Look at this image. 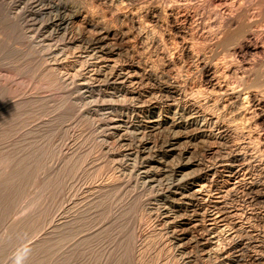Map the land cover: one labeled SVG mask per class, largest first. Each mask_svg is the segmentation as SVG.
I'll return each mask as SVG.
<instances>
[{"label":"rangeland","instance_id":"374dc122","mask_svg":"<svg viewBox=\"0 0 264 264\" xmlns=\"http://www.w3.org/2000/svg\"><path fill=\"white\" fill-rule=\"evenodd\" d=\"M112 1L109 0L111 11L107 0H0V264H264V160L244 161L240 157L251 149L253 152L255 146L248 145V139L238 143L227 136V141H218L226 145L208 144L209 151L204 145L183 144L181 148L192 152L191 157L200 163L199 168L192 169L190 181L181 182L182 176L178 174L168 173L170 177L164 178L163 170V180L159 177L156 180L160 181L150 183L143 177L142 148L149 146L147 149L153 155L168 134L152 136L143 131L136 135L134 130L138 122L149 116L147 100L156 96L159 82L171 81L170 77L181 67V74L184 70L190 73L187 77L195 75L193 79L189 77L193 81L190 82L184 74L190 92L197 89L194 81L200 77L197 64L192 63L194 59L185 55L182 62H176L177 53L172 51L176 44L170 33L140 27L138 21L145 22L144 7L169 8L176 25L183 27L181 16L193 13L192 8L196 10L198 4H203L200 12L205 16L206 27L211 23L212 28L217 26L216 14L232 12L231 8L238 13L244 8L248 19L262 14L264 41V0H224L226 4L223 0ZM116 7L121 15L114 10ZM121 10L129 13L124 12L128 20ZM90 22H94V27ZM140 32L143 39L138 36ZM161 33L166 34L158 38ZM147 35L152 36L148 39ZM100 41L105 48L116 51L113 64L118 71L132 65L133 69L139 68L129 84L134 83L127 86L130 90L93 80L100 62H106L93 52L98 47L94 44ZM171 44H175L173 49ZM165 48H169L167 54ZM145 66L150 67L148 71ZM150 73L161 80H157V85ZM86 78L89 89L82 86ZM122 89L128 94L124 98ZM167 99L163 98L159 105L167 108L174 104ZM144 107L145 111L141 109ZM121 119L127 121L126 126L135 123L129 134L125 133L129 144L120 142L119 135L110 128L112 122ZM252 152L249 156H254ZM127 153L130 158L125 157ZM168 164L163 162L162 167ZM190 184L198 193L192 196L191 203L171 196L174 190L187 192ZM202 210L207 218L202 220V228L193 230L192 239L201 238H194L193 243L191 237L183 235L184 228L169 226L170 220L178 224L183 218L203 213ZM179 237V241L175 239ZM34 243L37 249H32Z\"/></svg>","mask_w":264,"mask_h":264},{"label":"bare ground","instance_id":"6f19581e","mask_svg":"<svg viewBox=\"0 0 264 264\" xmlns=\"http://www.w3.org/2000/svg\"><path fill=\"white\" fill-rule=\"evenodd\" d=\"M96 1V0H95ZM100 1V0H99ZM102 1H106V0H102ZM109 2V0H107ZM112 0H110L111 2ZM115 1V0H114ZM112 1V2H114ZM121 0H119L118 2H120ZM123 1V0H122ZM127 2V0H125ZM135 2L134 0H130ZM171 1V0H170ZM193 1V0H192ZM199 1V0H197ZM227 1V0H226ZM223 0L222 3L226 2ZM237 1V0H236ZM244 1V0H243ZM109 2V4H111ZM148 2V1H147ZM158 2V1H157ZM161 2V1H160ZM177 2V1H175ZM196 2V1H194ZM203 2V0H202ZM105 3V2H104ZM115 3V2H114ZM123 4V2H121ZM120 3V4H121ZM132 3V2H131ZM130 3V4H131ZM146 2H144L145 4ZM152 3V2H151ZM150 3V4H151ZM156 3V2H155ZM162 3V2H161ZM211 2L208 3V5H210ZM240 3V2H239ZM242 3V2H241ZM250 3V2H249ZM119 3H116L117 6ZM125 4V2H124ZM127 4V3H126ZM129 4V3H128ZM158 4V3H157ZM163 4V3H162ZM182 4V2H181ZM185 6H189L187 5L188 3H185ZM190 6L193 5L192 3H189ZM226 4V3H224ZM258 4V3H257ZM108 6V3L106 4ZM115 5V4H114ZM113 5V6H114ZM139 5V4H138ZM141 5V4H140ZM148 5V4H147ZM228 5V4H227ZM242 5V4H241ZM243 5H245L243 3ZM249 5V4H248ZM253 5V4H252ZM259 5V4H258ZM56 6V5H55ZM145 6V5H143ZM142 6V7H143ZM161 6V4H160ZM165 6V5H164ZM184 6V4H183ZM218 6V5H217ZM230 6V5H229ZM236 5H234L235 7ZM246 6V5H245ZM251 6V5H250ZM57 7V6H56ZM111 11L113 9L112 4H111ZM124 7V6H122ZM129 7V6H128ZM141 7V8H142ZM193 7V6H192ZM223 7V6H222ZM231 7V6H230ZM233 7V5H232ZM240 7V6H239ZM238 7V9H239ZM243 7V6H242ZM258 7V6H257ZM260 7V6H259ZM115 8V7H114ZM118 7H116L117 10ZM121 9V7H119ZM125 8V7H124ZM140 8V7H139ZM146 9V11L143 9L144 16L145 17V22H139L140 23V27H146V29L148 30L149 28H155L156 30L159 29V31H165L170 33L169 35H171L173 41L176 44L175 50H172L174 52L177 53V55H174V57L176 56V62H182L181 59L182 57H187V58H191L194 59L192 61V63L197 64L196 67H198L197 73H200V77L199 79H196L194 81V87L197 88L196 90H192L190 92H188L187 88L190 86H187L189 83L187 82V80L189 79V77L191 79H193L192 77H194L195 75L191 74V76L187 77L188 73L184 70H182L184 73L181 74V70L182 69L180 67V69L176 68L177 65H175L176 70L178 69V72L176 73L175 76L170 77L171 81H168L167 83H160L159 82V91L157 92V94L159 93V96L154 95V97H152L153 99L147 100L149 101V105H147L150 109H148V113L149 116L146 117V120L142 121V122H138V126L134 129L137 132L136 135L141 134V132L143 131H148L149 134H159V133H167L168 135L166 136L167 138L165 139L164 142H162L161 144L162 147L160 148V150L155 151V153L152 155H150L149 150L145 147V145L142 148V155L144 157V167L142 168L144 170L143 172V177L144 178H148L147 180L150 183H155L156 181H160V180H156L159 177H167L169 176V174L172 176V174H178L181 175L183 180H180V178L178 180H180L181 182H183L184 180L187 181L189 180V178L192 176V169L198 167L199 168V161H197L196 159L191 157V153L189 152L188 149H183V147L181 148V146L184 144H197L198 145H204L203 147L206 148V146H210L208 144H214L216 142H220L222 140H224L227 137H230V139L235 140L236 142L239 143L240 140L242 141H247L248 139V145H254L255 149H253L254 151V156H249V153L252 152V149L250 152H248L247 155L240 156L243 158V160H248V159H257L259 162H262L264 160V41L262 40V35H263V31L261 30V24L263 23V19H260L262 14L259 16V18L256 19L254 17V19H251V17L248 19V16L244 12V8H242L240 12L238 13H234L233 8L232 12H227L229 10L226 11L225 9V13L222 14H216V23L217 26H215L214 28L213 25L210 27H206V23H205V19H203V13H201L200 11H202L203 8V4H198L197 8H195L196 10H194V8H192V12L193 13H189L184 15L182 17V20L184 22V26L183 27H179V25L177 26L175 23L174 14L168 13V9H165L166 7H164V9H161L162 7H156V8H151L149 9L148 6L144 7ZM148 8V9H147ZM184 8V7H183ZM187 8V7H186ZM206 8V7H205ZM216 8V7H215ZM225 8V7H224ZM228 8V6H227ZM236 8V7H235ZM234 8V10H235ZM126 9V8H125ZM132 9V7H131ZM181 9V8H180ZM179 9V10H180ZM207 9V8H206ZM222 9V8H221ZM230 9V8H229ZM256 9V8H255ZM124 10V9H122ZM121 10V11H122ZM128 10V9H127ZM185 10V8H184ZM187 10V9H186ZM191 10V9H190ZM205 10V9H204ZM118 11V10H117ZM181 11V10H180ZM188 11V10H187ZM214 11V10H213ZM256 11V10H255ZM264 11V10H262ZM116 12V11H114ZM123 12V11H122ZM125 12V11H124ZM123 12V13H124ZM137 12V11H136ZM177 12V11H176ZM190 12V11H189ZM220 12V11H218ZM253 12V11H252ZM113 13V12H111ZM118 13L121 15V12L118 11ZM127 14H129L128 12H125ZM124 13V15H125ZM133 13H135V11H133ZM254 13V12H253ZM114 14V13H113ZM119 14L116 15L118 16ZM138 14V13H137ZM178 14V13H177ZM181 14V13H179ZM115 15V17H116ZM123 15V14H122ZM174 15V16H173ZM254 15V14H253ZM91 16V15H90ZM129 16V15H127ZM133 15L131 14V17ZM135 16V15H134ZM137 16V15H136ZM135 16V17H136ZM255 16V15H254ZM17 17V16H15ZM121 17V16H120ZM126 17V15H125ZM124 17V18H125ZM139 17V16H138ZM141 18H143L142 16H140ZM139 17V18H140ZM179 17V15H178ZM205 17V16H204ZM130 18V17H129ZM139 18H137L139 20ZM140 18L141 21H143ZM177 18V17H176ZM211 18V17H210ZM213 18V17H212ZM119 19V18H118ZM123 19V16H122ZM121 19V20H122ZM135 19V18H134ZM136 19V20H137ZM92 20V19H91ZM125 20V19H124ZM123 20V21H124ZM126 20L127 17H126ZM178 20V18H177ZM103 21V20H102ZM105 21V20H104ZM103 21V22H104ZM130 21H133V19H130ZM213 21V20H212ZM16 22V21H15ZM14 22V23H15ZM85 22V21H84ZM132 22V24H133ZM177 22V21H176ZM211 22V21H210ZM92 23V22H90ZM94 23V22H93ZM92 23V25H93ZM99 22H97L98 24ZM126 23V21H125ZM131 23V22H128ZM178 23V22H177ZM16 24V23H15ZM67 24V23H66ZM143 24V25H142ZM180 24V23H178ZM17 25V24H16ZM60 25V24H59ZM96 25V24H95ZM99 25V24H98ZM126 25V24H125ZM138 25V24H137ZM138 25V26H139ZM264 25V24H263ZM97 26V25H96ZM128 26V25H127ZM135 26V27H138ZM182 26V25H181ZM68 27V26H67ZM78 27V26H77ZM94 27V25H93ZM100 27V26H99ZM119 27V26H118ZM124 28V26H122ZM92 28V27H91ZM128 28V27H127ZM263 28V27H262ZM100 29V28H99ZM103 29V28H102ZM126 29V28H125ZM142 29V28H141ZM168 29V30H167ZM104 30H106L104 28ZM104 30H102L104 32ZM113 30V29H112ZM134 30V29H133ZM137 30V28H136ZM145 30V29H143ZM146 30V31H147ZM150 30V29H149ZM156 30H152V33H154ZM102 31H100L99 33H101ZM139 31V30H138ZM154 31V32H153ZM107 32V31H106ZM110 32V31H109ZM124 32V31H123ZM130 32V29L129 31ZM144 34V31H142ZM150 32V31H149ZM125 33V32H124ZM123 33V34H124ZM132 33V32H131ZM148 34V32H146ZM158 33V32H157ZM167 33V34H168ZM103 35H105V33H102ZM107 34V33H106ZM116 34V33H115ZM120 34V33H119ZM118 34V35H119ZM128 34V33H127ZM150 34V33H149ZM164 34L166 33H161L159 34L157 37L160 38V35H162L161 37L164 36ZM99 35V34H98ZM113 35V34H112ZM137 35V34H136ZM155 35V34H153ZM107 36V35H106ZM125 36V35H124ZM138 36L140 37V39H143L142 33H138ZM148 36V35H147ZM152 36V35H151ZM148 36V39L151 37ZM156 36V35H155ZM101 37V35H100ZM103 37V36H102ZM170 36H168L169 38ZM79 38V37H78ZM106 38V37H105ZM105 38L100 39V40H105ZM131 38V36H130ZM154 38V37H152ZM165 38V37H164ZM128 39V38H126ZM146 39V42L148 41L147 38L145 37L144 40ZM157 38H155L156 40ZM162 39V38H161ZM160 39V40H161ZM171 39V38H170ZM171 39V41H172ZM264 39V38H263ZM130 40V39H129ZM133 40V37H132ZM137 40V39H136ZM143 40V41H144ZM159 40V39H158ZM157 42H161L160 44H162V41H158ZM163 40V39H162ZM80 41V40H79ZM92 41V40H91ZM97 41V39L95 40ZM128 41V40H127ZM131 41V40H130ZM142 41V40H141ZM84 42V41H83ZM90 42V41H89ZM88 42V43H89ZM94 43V41H92ZM135 42V41H134ZM133 42V43H134ZM145 42V41H144ZM149 42V41H148ZM155 42V41H154ZM165 42V41H164ZM168 42V41H166ZM170 42V41H169ZM173 42V43H174ZM96 43V42H95ZM103 41L98 42L95 45H98V47H92L93 48V52H96V54H98L103 61L106 62H100V65L98 66V72L94 75V79L93 80H98V82H111V83H115L127 87L128 84L133 81L136 77L135 75L137 74L138 69L135 68H131L133 67V65L131 67H126L124 68V70L122 71H118L117 66H114L113 63H115L116 58L114 57V55H116V51H112L109 48H105L104 45L102 46L101 44H103ZM112 43V42H111ZM126 43V42H125ZM129 43V42H128ZM81 44V43H80ZM153 44V42H152ZM150 44V45H152ZM158 44V43H157ZM155 44V46L157 45ZM175 44H171L172 45V49H173V45L175 46ZM93 45V44H92ZM100 45V46H99ZM147 45V43H146ZM166 45V44H165ZM168 45V44H167ZM166 45V47H167ZM170 45V44H169ZM168 45V46H169ZM202 49V47L204 48L202 51H204L203 53L205 54H200L202 51L200 49V47ZM134 46V45H133ZM140 46V45H139ZM115 47V46H114ZM142 47V46H141ZM154 47V46H153ZM160 47V46H159ZM158 47V48H159ZM163 47V45H162ZM161 47V48H162ZM79 48V47H78ZM111 48V47H110ZM150 48V47H148ZM155 48V47H154ZM159 48V49H161ZM87 49V48H86ZM131 49V48H130ZM145 49V48H144ZM143 49V50H144ZM167 49V48H165ZM119 50V49H118ZM132 50V49H131ZM148 50V49H147ZM164 50V49H163ZM168 50V51H167ZM166 54L169 52V48L167 49ZM129 51V50H127ZM133 51V50H132ZM157 51V50H156ZM159 51V50H158ZM201 51V52H200ZM92 52V53H93ZM126 52V51H125ZM137 52V51H135ZM127 53V52H126ZM123 54V55H126ZM146 53V52H144ZM151 53V52H150ZM163 52H161L162 54ZM165 53V52H164ZM172 53V52H171ZM95 54V55H96ZM97 55V56H98ZM146 55V54H145ZM154 55V54H153ZM158 55V54H157ZM156 55V56H157ZM164 55V54H163ZM172 55V56H173ZM210 55V56H208ZM137 56V55H136ZM139 56V55H138ZM149 56V55H148ZM171 56V55H170ZM171 56V57H172ZM133 57V56H132ZM144 57V56H143ZM160 57V56H159ZM162 57V56H161ZM164 57L167 58V56L165 55ZM171 57L168 56V58L170 59ZM96 58V56H95ZM115 58V59H114ZM130 58V57H129ZM141 58V57H140ZM151 58V57H150ZM165 58V59H166ZM135 59V58H134ZM142 59V58H141ZM164 59V58H161ZM168 59V60H169ZM173 59V58H172ZM150 60V59H149ZM148 60V61H149ZM154 60V59H153ZM157 60V59H156ZM186 60V59H185ZM184 60V61H185ZM98 61V60H97ZM119 61V60H118ZM117 61V62H118ZM151 61V60H150ZM167 61V59H166ZM165 61V62H166ZM171 61V60H169ZM168 61V62H169ZM189 61V60H188ZM90 62V61H89ZM146 62V61H145ZM164 62V63H165ZM97 63V62H96ZM140 63V62H139ZM144 63V62H143ZM150 64H152L151 62H149ZM147 63V64H149ZM155 63V62H154ZM153 63V64H154ZM187 63V62H186ZM190 63V62H189ZM131 64V63H129ZM136 64V63H135ZM146 64V65H147ZM168 64V63H167ZM172 64V62L170 63ZM185 64V63H184ZM96 65V64H95ZM116 65V64H115ZM139 65V64H137ZM166 65V64H165ZM164 65V66H165ZM174 65V64H173ZM180 65V64H179ZM178 65V66H179ZM191 65V63L189 64V66ZM96 66V67H97ZM148 66V65H147ZM181 66H183L181 64ZM187 66V67H189ZM194 66V65H193ZM92 67V66H91ZM141 67V66H140ZM146 67V66H145ZM153 67V66H152ZM157 67V65H156ZM192 67V65H191ZM55 68V67H54ZM150 68V67H149ZM148 68V69H149ZM170 68V67H169ZM174 68V67H173ZM190 68V67H189ZM188 68V69H189ZM49 69V67L47 68ZM46 69V70H47ZM58 69V68H57ZM120 69V68H119ZM142 69V68H141ZM144 69V67H143ZM147 67L146 70L148 71ZM162 69V68H161ZM168 69V68H167ZM184 69V68H183ZM186 69V67H185ZM191 69V68H190ZM194 69V68H193ZM51 70V69H50ZM54 70V69H53ZM157 70V69H156ZM159 70V69H158ZM157 70V71H158ZM192 70V69H191ZM91 71V68H90ZM143 70H141L140 72H142ZM145 71V70H144ZM143 71V73H144ZM152 71V70H151ZM150 71V72H151ZM160 71V70H159ZM161 76V72H159ZM169 71V70H168ZM188 71V70H187ZM195 71V69H194ZM193 71V72H194ZM47 72V71H46ZM50 72V71H49ZM52 72V71H51ZM56 72V70H55ZM54 72V73H55ZM61 72V71H60ZM93 72H95V70L93 69ZM138 72V73H140ZM185 72L187 80H185ZM53 73V72H52ZM90 73V72H89ZM196 73V72H195ZM51 74V73H50ZM62 74V73H61ZM145 74V73H144ZM148 74V73H147ZM152 77L153 73H150ZM167 74V73H166ZM170 74V73H169ZM44 75V74H43ZM46 75V74H45ZM49 75V73H48ZM87 75V74H85ZM139 75V74H138ZM142 75V73H141ZM155 75V74H154ZM157 75V74H156ZM163 75V74H162ZM184 75V76H183ZM190 75V73H189ZM197 75V74H196ZM47 76V75H46ZM169 76V75H168ZM172 76V75H171ZM50 77V75H49ZM92 77V76H91ZM139 78V76H137ZM142 78V76H140ZM48 78V76H47ZM51 78V77H50ZM53 78V77H52ZM57 78V77H56ZM59 78V77H58ZM61 78V76H60ZM59 78V80H60ZM147 78V77H146ZM154 78L155 83L157 82L158 77H152ZM140 79V78H139ZM145 79V77H144ZM143 79V81H144ZM151 79V78H150ZM163 79V78H162ZM153 80V79H152ZM169 80V79H168ZM52 81V80H51ZM55 81V80H54ZM89 80H84V82H82V86L83 88L89 89L88 88V82ZM136 81V80H135ZM161 81V80H159ZM164 81V80H163ZM190 81V79H189ZM46 82V81H45ZM151 82V81H150ZM166 82V81H165ZM193 82V81H190ZM58 83V81H57ZM110 83V84H111ZM134 83V82H133ZM131 83V84H133ZM152 83V82H151ZM158 83V82H157ZM156 83V85H157ZM129 84V86L131 85ZM136 84V83H135ZM154 84V82H153ZM193 84V83H192ZM138 85V84H137ZM81 86V84H80ZM116 86V85H115ZM133 86V85H132ZM193 85H191L192 87ZM128 88V87H127ZM131 88V87H129ZM128 88V89H129ZM156 88V87H155ZM186 88V89H185ZM82 89V88H81ZM120 89V88H119ZM140 89V88H139ZM115 90V89H114ZM123 90V89H122ZM127 90V89H126ZM130 90V89H129ZM156 90H158L156 88ZM155 90V91H156ZM124 91V90H123ZM135 91V90H134ZM109 92V91H108ZM133 91H131L132 93ZM136 92V91H135ZM149 92V91H148ZM110 93V92H109ZM120 93V92H119ZM130 93V94H131ZM137 93V92H136ZM153 93V92H150ZM113 94V93H112ZM124 96L123 98L126 96L127 92L124 91ZM147 94V93H146ZM128 95V94H127ZM133 95V94H132ZM152 95V96H153ZM138 96V95H137ZM134 96V97H137ZM148 96V95H147ZM132 97V96H131ZM133 97V98H134ZM151 97V95H150ZM171 99L174 104L170 107L164 108L162 106H160L159 104H161V101L163 98L167 99V98ZM126 98H130L126 97ZM125 98V100H126ZM133 98H131L133 100ZM138 101L142 100L143 98V94L141 97H138ZM149 99V98H147ZM122 100V98H121ZM168 100V99H167ZM124 101V100H122ZM122 101H118V102H122ZM128 101V100H127ZM126 101V102H127ZM144 101V100H143ZM117 102V103H118ZM133 102V101H132ZM145 104L148 103L146 101H144ZM144 102H141L142 105L144 104ZM124 102L121 103V105ZM116 105V104H115ZM124 105V104H123ZM128 106V105H127ZM141 106V104H140ZM117 107V106H116ZM143 107V106H142ZM140 108V107H139ZM138 108V109H139ZM143 111H145V107L144 109L141 108ZM139 109V110H141ZM141 110V111H142ZM110 113V112H109ZM137 113V112H135ZM123 114V113H122ZM115 120V119H114ZM125 120V119H124ZM113 125H111L112 128L111 130H114V132H116L119 135V141L122 143H127L128 142V138H126L125 133L129 134L128 130L134 127L133 125L131 126H126L127 125V121H123L121 120H116L115 122H112ZM190 130V132H189ZM130 131V130H129ZM111 132V131H110ZM134 133V134H135ZM144 133V132H143ZM146 133V132H145ZM131 134V133H130ZM133 134V133H132ZM117 135V136H118ZM144 135V134H143ZM141 135V136H143ZM160 135V134H159ZM112 136V134H111ZM116 136V135H115ZM144 137H142L143 140ZM136 139V138H135ZM229 138H226V141ZM141 140V138H140ZM229 141V140H228ZM231 141V140H230ZM234 141V142H235ZM218 145L220 146L222 143L223 145L224 142H221V144ZM241 142V141H240ZM226 143V142H225ZM229 143V142H228ZM242 143V142H241ZM244 143V142H243ZM157 144V143H156ZM217 144V143H216ZM231 144V142L229 143ZM247 144V142L245 143ZM142 145V144H141ZM147 145V144H146ZM238 145V144H237ZM240 145V144H239ZM193 146V145H192ZM196 146V147H197ZM229 146V145H228ZM233 146V144L231 145ZM244 146V145H243ZM246 146V145H245ZM156 147V146H155ZM201 147V146H200ZM214 147V145H213ZM218 147V146H217ZM221 147V146H220ZM242 147V146H240ZM250 147V146H249ZM252 147V146H251ZM250 147V148H251ZM128 148V147H127ZM152 148V147H151ZM208 150V148H206ZM205 149V150H206ZM243 149V148H242ZM247 149V148H246ZM245 149V150H246ZM206 150V151H207ZM210 150V149H209ZM208 150V151H209ZM215 150V149H214ZM228 150V149H227ZM244 150V151H245ZM193 151V150H192ZM216 151V150H215ZM148 152V153H147ZM246 152V151H245ZM252 152V153H253ZM247 153V152H246ZM139 154V153H138ZM235 154V153H234ZM239 154V153H238ZM242 154V153H241ZM136 155V154H135ZM149 155V156H147ZM129 157L131 156L130 153H127L125 155V157ZM138 156V155H137ZM213 156V155H212ZM216 156V155H215ZM238 156V155H237ZM4 157V156H3ZM136 157V156H135ZM139 157V156H138ZM236 157V156H235ZM133 158V157H132ZM196 158V157H195ZM177 159L179 161H177ZM240 159V158H239ZM130 160V159H129ZM132 160V159H131ZM137 160V159H135ZM134 160V161H135ZM236 160V158H235ZM244 160V161H245ZM133 161V160H132ZM170 162V165L168 164L165 165V167L163 168V162ZM237 161V160H236ZM235 161V162H236ZM239 161V160H238ZM242 162V161H241ZM251 162V161H250ZM256 162V161H255ZM258 162V163H259ZM5 163V161H4ZM233 163V162H232ZM239 163V162H237ZM236 163V164H237ZM6 164V163H5ZM235 164V163H234ZM235 164V165H236ZM261 164V163H260ZM259 164V165H260ZM7 165V164H6ZM10 165V164H9ZM245 165V164H244ZM251 165V164H250ZM258 165V166H259ZM264 165V164H263ZM231 166V164H230ZM229 166V167H230ZM233 166V165H232ZM255 166V165H254ZM154 167V168H153ZM234 167V166H233ZM9 168V167H8ZM197 168V169H198ZM262 168V167H261ZM196 169V170H197ZM240 169V168H238ZM245 169V168H244ZM164 170V174H168V175H164L161 176L162 171ZM204 171V169H202ZM5 171V170H4ZM195 171V170H193ZM200 171V170H199ZM198 171V172H199ZM142 172V171H141ZM140 172V174H141ZM197 172V174H198ZM196 173V171L194 172ZM201 173V171L199 172V174ZM196 174V175H197ZM198 174V175H199ZM4 175V174H3ZM14 175V174H13ZM6 176H8L6 174ZM5 176V177H6ZM175 176V175H174ZM195 176V175H194ZM170 177V176H169ZM3 178V177H2ZM159 178V179H160ZM196 178V177H195ZM53 179V178H52ZM192 179V178H191ZM48 180V179H47ZM51 180V179H50ZM161 180H163L161 178ZM190 181V180H189ZM10 182V181H9ZM50 182V181H49ZM178 182V181H177ZM180 182V183H181ZM46 183V182H45ZM179 183V182H178ZM43 184V183H42ZM188 184V183H187ZM192 184V182H191ZM190 184V187L188 188V191H193L194 190V186H192ZM157 185V184H156ZM195 185V183H194ZM45 186V185H44ZM184 186V185H183ZM181 187V186H180ZM46 189V188H45ZM181 189V188H180ZM183 189V188H182ZM44 190V188H43ZM186 190V189H185ZM201 190V189H200ZM199 190V191H200ZM173 191V190H172ZM187 192H178L177 190L174 192H170L171 196H178L180 198V201H190L192 199V196L195 197L198 193L197 190L195 188V190L193 191L194 193H187ZM201 192V191H200ZM199 192V193H200ZM48 193V192H47ZM201 194V193H200ZM177 197V198H178ZM169 199V198H168ZM195 199V198H194ZM172 200V199H171ZM197 200V199H195ZM262 201V200H261ZM174 203V201H173ZM191 203V201H190ZM189 203V204H190ZM262 203V202H261ZM191 207V206H190ZM198 208V207H197ZM196 209V208H194ZM179 210V209H178ZM195 211V210H193ZM192 211V212H193ZM203 211V210H202ZM200 212V211H199ZM195 213V212H194ZM197 213V212H196ZM204 213V214H203ZM203 213H197L194 214L192 216H190L188 219H182L178 224H176L177 222H174L173 220L169 222V226H179L180 228H184L182 229L185 230L186 232L183 234L185 237H191L193 230L194 229H200L202 228V220L206 219L207 216L205 215V212L203 211ZM210 214V213H208ZM186 215V214H185ZM211 215V214H210ZM181 216V215H180ZM185 217V216H184ZM171 218V217H170ZM180 218V217H179ZM209 218V217H208ZM166 219V218H165ZM177 219V218H176ZM174 219V220H176ZM212 221V218L211 220ZM219 221V220H218ZM216 221V222H218ZM168 222V221H167ZM166 222V223H167ZM209 223V222H208ZM204 224V223H203ZM216 224V223H215ZM166 225V224H165ZM168 225V223H167ZM205 225V224H204ZM205 228V226H204ZM207 228V227H206ZM218 228V227H217ZM208 231V230H207ZM223 231V230H222ZM206 233V232H205ZM208 235V233H206ZM183 235L181 237H183ZM46 236V235H45ZM194 236V234H193ZM212 236V235H211ZM203 237V236H202ZM210 237V236H209ZM195 238V237H194ZM193 238V239H194ZM200 238V237H198ZM197 236L195 238L198 239ZM175 239H179V238H175ZM192 243H193V240ZM201 239V238H200ZM209 239V238H208ZM208 239L205 240L206 244L205 248L208 246ZM41 240V239H40ZM45 240V238H44ZM47 240V239H46ZM45 240V242H46ZM178 240V241H179ZM182 240V239H181ZM187 241V240H186ZM191 242V241H190ZM199 242V241H196ZM204 242V243H205ZM189 244V243H188ZM179 245L181 246V244L179 243ZM35 243L33 245V248L35 247ZM43 246V245H42ZM46 246V245H45ZM203 246V244H202ZM31 247V246H30ZM37 249V246L35 247ZM39 248V247H38ZM204 248V249H205ZM26 249V248H25ZM203 249V248H202ZM207 250V249H205ZM28 251V250H27ZM35 251V250H33ZM204 251V250H203ZM23 252V251H22ZM21 252V253H22ZM206 252V251H205ZM27 253V252H26ZM25 253V254H26ZM34 253V252H32ZM30 254V253H28ZM23 256V255H21ZM20 257V256H19ZM18 259V258H17ZM13 264V263H12ZM29 264V263H28Z\"/></svg>","mask_w":264,"mask_h":264}]
</instances>
